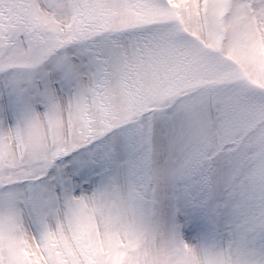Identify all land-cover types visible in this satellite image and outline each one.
I'll return each instance as SVG.
<instances>
[{
  "label": "clouds",
  "instance_id": "1",
  "mask_svg": "<svg viewBox=\"0 0 264 264\" xmlns=\"http://www.w3.org/2000/svg\"><path fill=\"white\" fill-rule=\"evenodd\" d=\"M0 15L4 256L264 264V12L0 0Z\"/></svg>",
  "mask_w": 264,
  "mask_h": 264
},
{
  "label": "snow or ice",
  "instance_id": "2",
  "mask_svg": "<svg viewBox=\"0 0 264 264\" xmlns=\"http://www.w3.org/2000/svg\"><path fill=\"white\" fill-rule=\"evenodd\" d=\"M24 2L25 0H12V3L17 6H23ZM241 2L252 8L253 11L258 13L264 12V0H241ZM6 26H8V21L3 15H0V32H2ZM20 103H26V101L19 96L15 99L10 97L8 104L3 105V107L5 110H7V108L14 107ZM0 199H6L8 203L11 204L15 199V193L10 191H0ZM0 264H17L14 253L10 252L8 256H4L3 252L0 251ZM130 264H135V261H130Z\"/></svg>",
  "mask_w": 264,
  "mask_h": 264
}]
</instances>
